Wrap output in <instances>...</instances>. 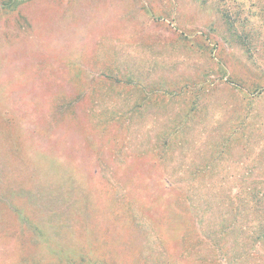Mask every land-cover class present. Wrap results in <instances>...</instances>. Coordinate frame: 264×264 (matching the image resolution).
I'll use <instances>...</instances> for the list:
<instances>
[{
  "label": "rangeland",
  "instance_id": "1",
  "mask_svg": "<svg viewBox=\"0 0 264 264\" xmlns=\"http://www.w3.org/2000/svg\"><path fill=\"white\" fill-rule=\"evenodd\" d=\"M256 192L264 0H0V264H264Z\"/></svg>",
  "mask_w": 264,
  "mask_h": 264
},
{
  "label": "trees",
  "instance_id": "2",
  "mask_svg": "<svg viewBox=\"0 0 264 264\" xmlns=\"http://www.w3.org/2000/svg\"><path fill=\"white\" fill-rule=\"evenodd\" d=\"M220 1L221 0H214V4L217 6ZM225 15H227L226 12H225ZM251 199L255 202V208H254V209H256L255 213L259 214V215H262V214L264 215V194L260 195L259 192L252 193ZM263 227H264V225H263ZM261 229H263V228L262 227H260V228L257 227V230H261ZM258 235L260 237H262L264 234H258Z\"/></svg>",
  "mask_w": 264,
  "mask_h": 264
}]
</instances>
